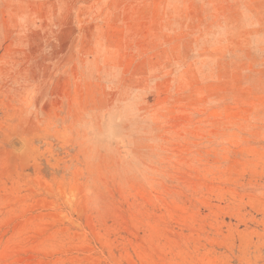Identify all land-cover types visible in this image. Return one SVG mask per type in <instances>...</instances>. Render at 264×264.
<instances>
[{
    "label": "rangeland",
    "instance_id": "obj_1",
    "mask_svg": "<svg viewBox=\"0 0 264 264\" xmlns=\"http://www.w3.org/2000/svg\"><path fill=\"white\" fill-rule=\"evenodd\" d=\"M0 264H264V0H0Z\"/></svg>",
    "mask_w": 264,
    "mask_h": 264
}]
</instances>
